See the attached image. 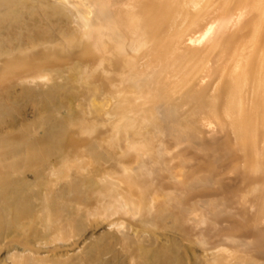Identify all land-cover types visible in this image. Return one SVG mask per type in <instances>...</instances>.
Wrapping results in <instances>:
<instances>
[{"label":"bare ground","instance_id":"1","mask_svg":"<svg viewBox=\"0 0 264 264\" xmlns=\"http://www.w3.org/2000/svg\"><path fill=\"white\" fill-rule=\"evenodd\" d=\"M0 256L264 264V0H0Z\"/></svg>","mask_w":264,"mask_h":264},{"label":"rangeland","instance_id":"2","mask_svg":"<svg viewBox=\"0 0 264 264\" xmlns=\"http://www.w3.org/2000/svg\"><path fill=\"white\" fill-rule=\"evenodd\" d=\"M58 239V238H57ZM59 241V240H58ZM0 264H9L6 261L2 260L1 256H0Z\"/></svg>","mask_w":264,"mask_h":264}]
</instances>
